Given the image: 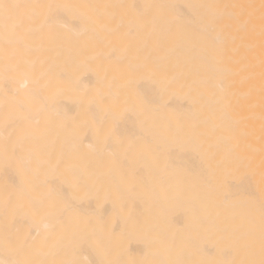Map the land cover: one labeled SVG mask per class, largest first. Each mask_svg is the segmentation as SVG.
Listing matches in <instances>:
<instances>
[{
    "label": "bare ground",
    "instance_id": "bare-ground-1",
    "mask_svg": "<svg viewBox=\"0 0 264 264\" xmlns=\"http://www.w3.org/2000/svg\"><path fill=\"white\" fill-rule=\"evenodd\" d=\"M0 264H264V0H0Z\"/></svg>",
    "mask_w": 264,
    "mask_h": 264
}]
</instances>
